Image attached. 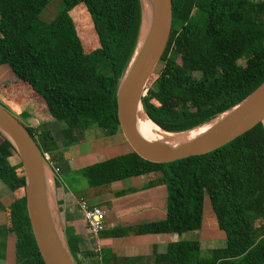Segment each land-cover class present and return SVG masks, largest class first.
Instances as JSON below:
<instances>
[{
	"label": "trees",
	"instance_id": "trees-1",
	"mask_svg": "<svg viewBox=\"0 0 264 264\" xmlns=\"http://www.w3.org/2000/svg\"><path fill=\"white\" fill-rule=\"evenodd\" d=\"M49 2L0 0V66L15 79L0 85V105L17 116L27 107L36 123L63 124L61 142L25 125L51 164L58 191L60 177L72 175L67 148L83 143L90 130L103 137L120 132L116 91L138 43L141 6L139 0H59L55 16L44 21ZM159 63L142 98L148 119L172 134L210 123L264 81V0H172L171 32ZM79 174L89 189L141 176L153 177L149 186H165L163 220L103 231L105 238L199 232L208 198L224 246L202 257L200 241L169 242L154 264H264L263 121L204 155L153 163L131 151ZM0 182L13 196L0 239L12 235L14 264H44L26 211L23 168L1 133ZM57 205L75 263L91 264L101 255L107 264L114 256L87 251L84 222H65L58 196Z\"/></svg>",
	"mask_w": 264,
	"mask_h": 264
},
{
	"label": "water",
	"instance_id": "water-1",
	"mask_svg": "<svg viewBox=\"0 0 264 264\" xmlns=\"http://www.w3.org/2000/svg\"><path fill=\"white\" fill-rule=\"evenodd\" d=\"M141 28L144 4L149 1L151 22L142 42L140 36L133 56L116 91L117 120L120 132L131 151L153 163H171L212 152L252 129L264 120V81L244 100L217 117L203 134L170 147L142 138L135 127L138 109L146 95V85L170 36L172 0H139ZM219 119L218 121H216ZM210 122V123H211ZM209 124V123H208ZM0 133L15 149L24 173L26 211L31 231L44 264H76L66 246L59 219L56 193L52 217L45 195L44 169L54 184V171L26 127L0 105ZM55 190V189H54Z\"/></svg>",
	"mask_w": 264,
	"mask_h": 264
},
{
	"label": "crops",
	"instance_id": "crops-1",
	"mask_svg": "<svg viewBox=\"0 0 264 264\" xmlns=\"http://www.w3.org/2000/svg\"><path fill=\"white\" fill-rule=\"evenodd\" d=\"M12 76L13 75L8 67L0 66V85L6 84L4 82L14 79ZM47 122H37V124L42 125V123ZM120 134L121 132H118L112 137L122 138L123 136ZM115 145L118 148L122 147V155L131 152L130 147L123 138L122 141L116 143ZM105 147L108 146L104 144V149L100 148L94 151L91 150L90 153L85 154H82L80 152L81 150L71 152V150L69 151V147L64 152V159L69 164L72 174H74L76 172L73 171L75 169L72 168L74 165L77 166V170L83 169L79 163L81 160L91 159V161H98L97 163H99V161L102 162L109 159H106L104 155H107L106 153L108 152L114 151V148L116 147ZM65 179L70 180L71 178L67 177ZM152 180V176H141L113 183V186H118L115 191L116 194L122 195V197L119 198H101L99 196L100 192L88 197L87 201L94 206L100 207L101 205H107V207H100L105 212L104 231H108L110 229L108 227H111V229L122 225L129 227L143 223L155 222L165 218L167 198L165 186L155 184L149 186V183H151ZM1 184L2 183L0 182V198L4 197L5 193L8 191L7 188ZM125 193L128 194L125 195ZM76 200V198L67 193L64 189L58 188V201L62 203L63 220L65 222H72L77 225L78 223L82 224L83 220L82 215L76 205ZM110 202L112 203L111 208L108 207ZM7 206L4 205V207ZM186 234H184L182 237H178L177 235H133L123 238H105L101 237L99 234L97 241L99 250L101 252L107 250L109 251V255L114 256L113 258L109 259L107 264H154V257L156 254L163 252L169 242L188 240L186 238ZM81 237L84 247L87 251L96 253L100 252L95 251L93 239L89 236L86 230L81 234ZM149 247H151V250ZM117 251H121V254H119ZM101 257V255H97L91 260V264H102ZM130 258H136L137 261L131 262L129 260Z\"/></svg>",
	"mask_w": 264,
	"mask_h": 264
},
{
	"label": "rangeland",
	"instance_id": "rangeland-1",
	"mask_svg": "<svg viewBox=\"0 0 264 264\" xmlns=\"http://www.w3.org/2000/svg\"><path fill=\"white\" fill-rule=\"evenodd\" d=\"M49 5L46 8L45 12L42 15V19L44 21H48L52 19L55 14L56 10L59 5V0H49ZM94 46H91V49ZM162 65L159 63L157 67L155 68L153 74L151 77L157 76L159 74V71L161 69ZM14 79L8 80L4 83H10ZM147 89V87H146ZM22 112L26 111V115H13L15 116L24 126H34L36 127L39 131H49L52 136L55 138L56 142H61L63 140L62 134H61V129L63 128V124L59 123L55 120H51L49 123H42V125L37 124L34 119L28 117V112H30V109L27 107H22L21 108ZM99 137H98V136ZM122 136V134H120ZM123 138V137H122ZM121 137H103L101 133H99L97 130H90L86 134L85 141L83 143L78 144L77 146H71L69 151H80L82 154L85 153H90L91 150H97V149H104L103 145L106 144L109 147H116L114 148V151L106 153L107 155H104L105 158H114L117 156L122 155V147H117L115 144L119 143L122 141ZM124 139V138H123ZM126 142V141H125ZM91 158V157H90ZM95 158V157H94ZM98 161H91L90 160H81L79 161L80 166L82 168H85L87 166H91ZM100 162V161H99ZM83 164V165H82ZM79 166V165H78ZM77 166L74 165L72 167L73 171H76L74 174L71 175L70 180H66L64 177H60L61 180V186L60 189H64L67 193L72 195L74 198H76L78 201L79 198L84 199L85 201L88 200V197H91L92 195H95V193L100 192V197L104 198H115V197H122V195L116 194V189L118 186H113V184L104 187V188H99V189H89L86 186V181L80 176L79 171L80 169L77 170ZM117 183V182H116ZM2 185V184H1ZM118 185V184H116ZM55 189V186H54ZM71 192V193H70ZM54 193H56V198L58 196V191L56 189L54 190ZM128 193H125L127 195ZM55 195V194H54ZM13 199L12 194L7 191L4 195V197L0 198V225L5 223V217H4V205H9ZM57 200V199H56ZM88 202V201H87ZM112 203L110 202L108 204V207L111 208ZM107 207V205H101L100 207ZM60 219V215H59ZM132 224V223H130ZM119 227H127L125 225L119 226ZM109 230H111V227ZM128 236H133V235H128ZM127 237V236H125ZM222 232H220L217 228V225L214 220L213 213L211 211L210 205L208 198L205 197L204 203H203V217H202V226L199 232H190L186 234V238L188 240H197L201 242L202 250H201V256L205 257L208 254V251L215 249V248H221L224 246V238H223ZM123 238V237H122ZM5 241V242H4ZM4 246H1L0 248V264H14V244H13V237L11 234H9L8 237L3 239ZM2 239H0V244L3 243ZM151 250V247H149ZM118 252V251H117ZM121 254V251L118 252ZM131 262L137 261L136 258H130L129 259Z\"/></svg>",
	"mask_w": 264,
	"mask_h": 264
},
{
	"label": "bare ground",
	"instance_id": "bare-ground-1",
	"mask_svg": "<svg viewBox=\"0 0 264 264\" xmlns=\"http://www.w3.org/2000/svg\"><path fill=\"white\" fill-rule=\"evenodd\" d=\"M151 22V14L149 8V1L147 4H144V14H143V22H142V33L140 35V42L143 40V36L149 27ZM217 119L216 121H218ZM215 122H211L209 124L197 127L193 130L183 132V133H167L159 129L153 122H151L146 116L143 107L138 109L135 127L138 134L147 141L150 142H161L167 146L175 147L179 144L191 141L196 137L203 134L211 125ZM44 182H45V195L47 199V205L49 211L54 216V185L52 181L51 174L49 171L44 169Z\"/></svg>",
	"mask_w": 264,
	"mask_h": 264
},
{
	"label": "built area",
	"instance_id": "built-area-1",
	"mask_svg": "<svg viewBox=\"0 0 264 264\" xmlns=\"http://www.w3.org/2000/svg\"><path fill=\"white\" fill-rule=\"evenodd\" d=\"M78 210L82 215L86 231L93 239L95 251L99 252L98 235L105 230V212L100 207L89 204L82 198L76 201Z\"/></svg>",
	"mask_w": 264,
	"mask_h": 264
}]
</instances>
